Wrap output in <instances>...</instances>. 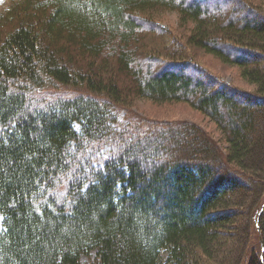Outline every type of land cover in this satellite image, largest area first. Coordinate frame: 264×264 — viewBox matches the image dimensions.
Wrapping results in <instances>:
<instances>
[{"label":"trees","instance_id":"obj_1","mask_svg":"<svg viewBox=\"0 0 264 264\" xmlns=\"http://www.w3.org/2000/svg\"><path fill=\"white\" fill-rule=\"evenodd\" d=\"M159 11L252 89L164 41ZM138 99L189 103L219 141ZM0 264H264V7L0 0Z\"/></svg>","mask_w":264,"mask_h":264},{"label":"rangeland","instance_id":"obj_2","mask_svg":"<svg viewBox=\"0 0 264 264\" xmlns=\"http://www.w3.org/2000/svg\"><path fill=\"white\" fill-rule=\"evenodd\" d=\"M251 4L263 5L261 0H246ZM243 14V13H242ZM147 19L152 20L160 26L165 33H167L164 41H169L170 39H176L175 49H180L183 52V55L186 58L193 61H197L200 66L207 69L209 72L218 76L221 80L231 82L237 86H240L244 89L251 90L248 84H246L238 75L237 70L234 67L222 63L219 59L213 57L210 54H206L200 49H195L192 47H187L185 44V39L187 31H185L181 25L178 23L179 15L176 12L171 11H159L149 16H145ZM181 38L184 39L181 41ZM143 40V39H141ZM147 41H145L146 43ZM147 45H150L151 42L148 41ZM168 44L166 46H170ZM143 51H146V47H142ZM168 55V54H167ZM166 55V56H167ZM166 58V57H164ZM59 90H64L63 87L59 86ZM132 110L138 114L143 115L147 119H156L162 121L163 123H180V122H190L196 123L199 126L203 127L207 133L209 132L213 138L218 140L219 133L215 124H213L208 117H205L202 113L197 111L189 103L186 102H175V103H164V104H154L142 99L134 101ZM119 113L121 116L127 115L126 109L120 108ZM214 139V140H216ZM216 140V141H217ZM219 141V140H218ZM218 144V142H216ZM223 146V144H221ZM224 147V146H223Z\"/></svg>","mask_w":264,"mask_h":264}]
</instances>
